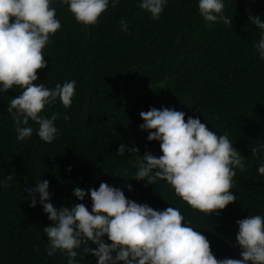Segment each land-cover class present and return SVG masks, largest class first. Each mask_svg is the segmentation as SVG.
<instances>
[{"label": "trees", "instance_id": "obj_1", "mask_svg": "<svg viewBox=\"0 0 264 264\" xmlns=\"http://www.w3.org/2000/svg\"><path fill=\"white\" fill-rule=\"evenodd\" d=\"M139 2L120 0L113 8L110 0L99 23L86 27L75 21L67 5L53 0L62 27L43 50L47 67L38 71L36 83L53 89L75 80L76 95L71 108L57 99L43 113L60 114L52 143L38 137V125L31 120L33 135L17 141L7 107L21 90L0 93V180L14 176L9 187H0V264H67L66 253L47 255L43 228L52 222L39 195L33 208L23 190L39 180L49 181L50 202L57 207L84 203L91 210L90 195L80 201L74 189L87 192L101 182L155 210L176 207L185 223L207 237L218 259L241 258L237 220L264 216V176L251 153L252 146L264 143V60L254 48L261 30L249 19L251 14L264 20V0H224L231 26H206L199 0H168L159 20L138 8ZM121 19L127 21L128 32L121 31ZM153 107L183 111L185 119L199 118L218 135L227 133L245 157L246 170L236 169L233 179L237 201L219 215L193 210L165 181L145 186L146 181L131 179L139 155H162L160 142L148 141L149 133L139 128L144 123L140 113ZM121 144L126 151L117 156ZM132 147L139 153L127 151ZM123 169V178L112 174ZM102 239L110 243L106 236ZM76 260L97 264L90 254Z\"/></svg>", "mask_w": 264, "mask_h": 264}, {"label": "clouds", "instance_id": "obj_2", "mask_svg": "<svg viewBox=\"0 0 264 264\" xmlns=\"http://www.w3.org/2000/svg\"><path fill=\"white\" fill-rule=\"evenodd\" d=\"M57 2L67 5L75 21L86 27L97 25L110 4V0ZM119 2L111 0V6L115 8ZM167 3L168 0H140L137 7L149 13L153 20H159ZM224 9V0L198 2V11L206 26L213 23L231 26L232 19L224 14ZM249 19L261 30L254 48L264 60V20L251 14ZM61 27L53 0H0V93L13 88L21 90L7 107L17 141L33 135V128L28 126L31 120L38 125V137L52 143L58 135L55 122L60 114L53 112L49 117L43 113L57 99L65 109L72 106L75 80L63 85L57 83L53 89L36 83L38 71L47 67L43 50ZM120 27L121 31L128 32L126 20H120ZM140 117L144 123L139 128L149 133L148 141L160 142L162 155L156 157L150 152L139 155L131 179L146 181L145 186L165 181L177 197L205 215H219L237 201L232 193L233 179L236 169L241 173L246 170L245 157L233 146L227 133L218 135L199 118L185 119L186 113L174 108L153 107L142 111ZM69 118L64 115L65 120ZM125 151V145L121 144L116 155L123 156ZM127 151L139 153L137 147ZM251 153L259 161L258 173L264 176V143L252 146ZM112 174L123 178L127 169ZM13 178V174H8L0 180V187H9ZM126 187L132 191L131 184ZM23 190L28 193L27 199L33 208L39 195V203L52 222L43 228L47 255L51 257L58 250L66 253L67 264H79L76 257L84 258L88 254L97 259V264H264V216L260 214H249L236 221L241 258L218 259L207 237L190 226V222L185 223L178 208L155 210L128 199L121 188L106 182L87 192L79 187L74 189L73 195L80 201L90 195L91 210L84 203L70 208L55 206L50 202L48 180H39ZM105 236L110 243L102 239Z\"/></svg>", "mask_w": 264, "mask_h": 264}]
</instances>
